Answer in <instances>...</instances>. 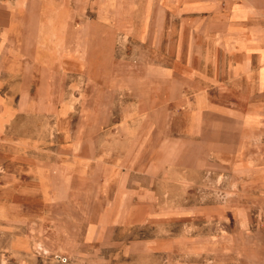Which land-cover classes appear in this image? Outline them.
Wrapping results in <instances>:
<instances>
[{"label":"crops","instance_id":"1","mask_svg":"<svg viewBox=\"0 0 264 264\" xmlns=\"http://www.w3.org/2000/svg\"><path fill=\"white\" fill-rule=\"evenodd\" d=\"M42 3L0 12L11 197L40 199L54 227L85 246L150 228L131 244L167 255L201 246L202 225L226 210L195 195L206 171L243 196L264 191V163L250 155L264 131V0H135L128 33L121 0L60 33L45 28ZM8 208L3 221L26 220L21 205Z\"/></svg>","mask_w":264,"mask_h":264},{"label":"rangeland","instance_id":"2","mask_svg":"<svg viewBox=\"0 0 264 264\" xmlns=\"http://www.w3.org/2000/svg\"><path fill=\"white\" fill-rule=\"evenodd\" d=\"M27 2L0 0V12L21 10ZM134 2L121 0L125 33L129 31L130 20L136 16L132 11ZM101 5L103 0H43V23H46L47 30L58 28L60 33L69 19L94 17ZM128 46V38H122V57L125 60L132 55ZM6 135L0 133V264H264L263 190L258 193L246 191L243 196L234 181L209 170L193 191L202 204L223 205L226 210L217 215L211 227L202 225L201 246L190 240L175 244L167 255H150L145 245L131 244L148 239L153 231L150 228L123 233L115 240L107 237L104 244L85 246L80 238L70 237L65 228L54 227L55 221L50 219L51 209L43 206L40 199L11 197L5 190L1 180L2 159L10 152L3 141L7 139ZM254 144L250 155L264 163V131L254 137ZM208 174L212 179L210 186L206 182ZM12 204L25 209L21 213L26 218L24 222L18 218L11 222L2 220V210L7 212ZM98 211V207L91 206V221L100 217ZM9 212L12 215V211ZM40 217L42 220L37 221ZM178 225L177 221L171 222V236L177 233Z\"/></svg>","mask_w":264,"mask_h":264},{"label":"built area","instance_id":"3","mask_svg":"<svg viewBox=\"0 0 264 264\" xmlns=\"http://www.w3.org/2000/svg\"><path fill=\"white\" fill-rule=\"evenodd\" d=\"M209 174L206 176V182L210 186L211 185V182H212V179H211V176H209Z\"/></svg>","mask_w":264,"mask_h":264}]
</instances>
